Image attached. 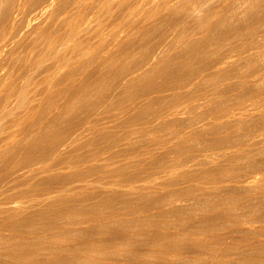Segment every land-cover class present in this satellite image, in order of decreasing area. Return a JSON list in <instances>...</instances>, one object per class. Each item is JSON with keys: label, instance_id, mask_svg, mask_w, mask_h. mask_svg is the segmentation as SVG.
I'll use <instances>...</instances> for the list:
<instances>
[{"label": "bare ground", "instance_id": "1", "mask_svg": "<svg viewBox=\"0 0 264 264\" xmlns=\"http://www.w3.org/2000/svg\"><path fill=\"white\" fill-rule=\"evenodd\" d=\"M8 1L0 264H264V0Z\"/></svg>", "mask_w": 264, "mask_h": 264}, {"label": "rangeland", "instance_id": "2", "mask_svg": "<svg viewBox=\"0 0 264 264\" xmlns=\"http://www.w3.org/2000/svg\"><path fill=\"white\" fill-rule=\"evenodd\" d=\"M3 1L4 2L1 4V9L2 8L3 9L4 8L7 9L8 8V4H9L10 1H8V0H3ZM160 1L161 0H143V4H141L140 6H138L130 15H128L127 13H123L122 14L123 19L126 21V23H127L126 25H129L128 28L132 24L135 25V26L137 25V22H138V19H139V16H140V11H141V9H142L143 6H145V5L148 6V5H151V4L152 5H155L156 3L158 4ZM175 1L177 2L179 0H174L173 3ZM17 4H18V6H17V12H19V14H18L19 19L20 20L21 19L26 20L27 17H24L23 10L20 9L18 2H17ZM244 5H247V3L244 4ZM9 6H10V4H9ZM34 7H35V5L32 6L31 8H34ZM6 9H4V10H6ZM36 23H37V21L34 20L32 24H36ZM26 29L28 31L30 29L29 26H27ZM32 42H33L32 39H28L26 41V51L39 50V49H41L40 46L33 45ZM3 63H4L3 64V66H4L3 72L4 71L5 72L7 71L10 74V78L12 80H14L15 82H18L19 83L20 80H21V78L18 76V71L20 70L19 65H18V62H16L15 59L9 58V59L4 60ZM251 65H252V67H251ZM261 66H264V57H262V59L259 62H257V64L256 63L250 64L249 65V68L250 69L252 68V70H258V68L261 67ZM64 69L65 68H63V70ZM235 79L236 78H234L233 80H235ZM247 87H249V88H251V89L254 90L253 94L256 95V98H257L258 102H260V105H256L253 102V100H251V99H256V98H250V99L246 98V102H245V105L246 106H245V109H239L238 108V109H235L234 111L238 113L237 116H241L240 113H242L244 111L247 114L246 115L243 114V115L249 116L251 118L256 119V117H258L262 112L264 113V77H262V78H256L255 80H251L250 82L247 83ZM222 97H220V98L222 99ZM16 103H17V98L14 97L13 98V101H12V105L15 106ZM17 109H22V108L21 107H18ZM193 115H194V112H190L187 109H183L182 112L177 115V117H179L180 119H188V118L192 117ZM263 124H264V122L258 120V126H257V124H255V129L258 127L256 130H260L261 129V126H264ZM197 125H202V121L198 122ZM261 138H262V135H259L257 137L258 140H260ZM206 139L207 138L204 137L202 140H200V146L203 148V150L201 151V154H202L201 156L203 158H207L209 160H214L215 163H216V166L219 167L220 169H223L225 167H228L229 166L228 156L224 154L225 152L223 151V149H213V148L207 147V141H206ZM260 145H261V143H258L257 145H255V148H258ZM121 162H123V161H121ZM244 205L245 204L243 203L240 206H244ZM247 208H248V206L245 207L244 210L247 211L246 210ZM251 210L254 212L255 216H257V217L260 216V215H263V213H264L263 209H260V208H258L256 206L251 207ZM255 224L256 225H260V223H255ZM227 259L229 261H231V260L234 261L235 260L234 259V256L233 257L230 256Z\"/></svg>", "mask_w": 264, "mask_h": 264}]
</instances>
